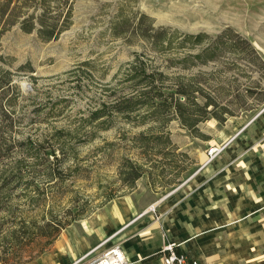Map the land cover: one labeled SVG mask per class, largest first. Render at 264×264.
<instances>
[{"label":"rangeland","instance_id":"obj_1","mask_svg":"<svg viewBox=\"0 0 264 264\" xmlns=\"http://www.w3.org/2000/svg\"><path fill=\"white\" fill-rule=\"evenodd\" d=\"M71 5L72 24L56 40L17 26L0 33V172L12 180L0 188V264H95L116 246L130 254L123 264H141L173 243L199 264H264V163L250 147L260 141L255 121L248 123L264 108V64L253 47L264 46V0ZM224 30L246 38L255 54L220 46L215 63L165 67L185 53L181 35L214 39ZM157 34L178 38L156 48ZM137 65L206 89L211 81L256 90L240 87L246 104L230 106L222 121L201 115L184 127L165 109L123 111V100L143 89L132 79ZM130 166L143 170L132 184ZM116 202L127 208L112 212Z\"/></svg>","mask_w":264,"mask_h":264},{"label":"trees","instance_id":"obj_2","mask_svg":"<svg viewBox=\"0 0 264 264\" xmlns=\"http://www.w3.org/2000/svg\"><path fill=\"white\" fill-rule=\"evenodd\" d=\"M71 4L72 0H0V33L17 26L25 34L34 33L41 41L56 40L72 24ZM142 17L145 18L144 16ZM123 21L120 25L119 23L114 24L112 29L113 35L119 36L118 34L121 29L126 28V20ZM162 35L157 34V36L152 37V42L156 45V48L167 49L170 43L178 38L176 36L165 38ZM181 36L182 40L177 44L179 49H186L185 53L181 59L168 58L165 64L166 68L179 67L180 69H184L195 67L199 64L215 63L218 59V52L221 51L220 46L226 48L229 52L231 51L235 56L241 52L239 46L247 47L252 54H255V50L249 41L231 30H224L222 34L216 36L214 39L204 33H198L197 35L183 34ZM232 65L235 64L232 63ZM137 66V69L133 68L136 72L132 79L136 78V81H144L143 89H137L134 96L123 100L126 103L123 111L134 112L139 104H143L151 108L152 111H158L159 113H163L165 109L167 112L174 114L184 127H192L197 121L196 119L201 117V115L205 117L204 119L212 116L219 122L222 121L221 114H232L230 106L237 105L241 107L246 104L242 101V95L238 93L240 87L248 95H251L253 89H255V86L249 84L247 86L236 85L231 90H224L217 84L213 85L211 81L207 82L209 87L206 89L201 85L199 86L195 78L183 82L179 76L169 77L174 83L166 84L163 80L169 78L163 75L157 68L147 73L143 65ZM233 82L231 81L230 83L233 84ZM219 91L228 92L231 99L225 101L217 100L216 97L210 95ZM196 95L203 97L202 103L196 101ZM92 114L94 118L103 116V112L95 111ZM165 143L172 145L168 138L165 139ZM132 167L130 166L126 170L128 184L134 183L135 180L143 175V170L139 167L137 170L132 169ZM0 173V188H6L12 180L5 178L6 176L2 174L4 173L3 171ZM149 176L152 181V176L150 174ZM160 255L161 253H158V255L143 259L142 264L147 261H154Z\"/></svg>","mask_w":264,"mask_h":264},{"label":"built area","instance_id":"obj_3","mask_svg":"<svg viewBox=\"0 0 264 264\" xmlns=\"http://www.w3.org/2000/svg\"><path fill=\"white\" fill-rule=\"evenodd\" d=\"M216 148H211L209 154L216 152ZM177 245L168 244L162 248L161 264H199L197 260L186 256L182 251H178ZM123 255V256H122ZM125 263L124 254L118 246L104 252L101 256L95 259V264H123Z\"/></svg>","mask_w":264,"mask_h":264},{"label":"crops","instance_id":"obj_4","mask_svg":"<svg viewBox=\"0 0 264 264\" xmlns=\"http://www.w3.org/2000/svg\"><path fill=\"white\" fill-rule=\"evenodd\" d=\"M257 43H258V45H257V47H255V46H253L254 48H255V50L257 51V53H258V55L261 57V62H263V64H264V46H262V44L260 45V41L258 40L257 41ZM243 63H244V61H243ZM245 64V63H244ZM256 90V89H255ZM243 93L244 94H246V92L245 91H243ZM247 95V94H246ZM261 117H259V118H254V120H250V121H248V123H254L253 121H255V127L254 128H252L251 130L252 131H254L255 133H254V135L256 136L255 137V140H260L258 143H256L255 145H253V146H250L251 147V149H253L254 150V152H255V154H257L258 155V158H259V160L260 161H262L263 163H264V108H263V110L261 111V113L259 114ZM258 115V116H259ZM257 116V117H258ZM248 123H246L245 125H246V127L248 126ZM245 129V128H244ZM241 130V129H240ZM239 130V131H240ZM239 131H237V132H239ZM234 136V135H233ZM233 138V137H232ZM232 138H230L229 140H228V142H230V140L232 139ZM227 142V143H228ZM227 143L225 144V145H227ZM117 203V202H116ZM119 204H121L122 206H123V204L122 203H119ZM112 207H113V205H112ZM127 208V206H123V207H121L120 209H119V211L120 210H123V209H126ZM112 212H114L113 210H112ZM178 251H181L179 248H176ZM183 253H185L184 251H182ZM158 253H161V252H158ZM158 253L157 252H155V253H151L150 255H148V256H145V257H143L142 259H140V263L142 264V261H143V259H146V258H148V257H151V256H154V255H158ZM186 254V256L188 257V259L189 258H191V259H195V260H197L194 256H192V255H190V254H187V253H185ZM124 255L126 256V257H129V253L128 252H126V251H124ZM160 261V264H161V255L158 257V259H156V260H154V261H147V262H145V263H143V264H148V262H150V263H155V262H157V261ZM198 261V260H197ZM198 263H199V261H198Z\"/></svg>","mask_w":264,"mask_h":264},{"label":"bare ground","instance_id":"obj_5","mask_svg":"<svg viewBox=\"0 0 264 264\" xmlns=\"http://www.w3.org/2000/svg\"><path fill=\"white\" fill-rule=\"evenodd\" d=\"M121 207H123L121 204H119V203H114V204H113V207H112V210H113L114 212H118L119 209H120ZM122 256H123V255H122Z\"/></svg>","mask_w":264,"mask_h":264},{"label":"water","instance_id":"obj_6","mask_svg":"<svg viewBox=\"0 0 264 264\" xmlns=\"http://www.w3.org/2000/svg\"><path fill=\"white\" fill-rule=\"evenodd\" d=\"M228 143H229V142H228ZM228 143H227V144H228Z\"/></svg>","mask_w":264,"mask_h":264}]
</instances>
